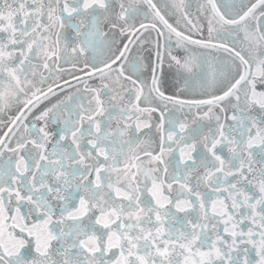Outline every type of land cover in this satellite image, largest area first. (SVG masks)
<instances>
[{"label": "snow or ice", "instance_id": "snow-or-ice-1", "mask_svg": "<svg viewBox=\"0 0 264 264\" xmlns=\"http://www.w3.org/2000/svg\"><path fill=\"white\" fill-rule=\"evenodd\" d=\"M0 264H264V0H0Z\"/></svg>", "mask_w": 264, "mask_h": 264}, {"label": "flooded vegetation", "instance_id": "flooded-vegetation-1", "mask_svg": "<svg viewBox=\"0 0 264 264\" xmlns=\"http://www.w3.org/2000/svg\"><path fill=\"white\" fill-rule=\"evenodd\" d=\"M174 54H181L182 55V53H179V50H177V52ZM85 71H87V70H85ZM164 71H165V73L168 74L169 81H171V78H172L171 73L174 71V69L170 70V69H168L167 65H165ZM85 79H87V77H85ZM73 83H75V81H73ZM90 83H96V81H90ZM53 99H55V98H53ZM45 103H48V102L45 101ZM41 107H43V105H41Z\"/></svg>", "mask_w": 264, "mask_h": 264}]
</instances>
